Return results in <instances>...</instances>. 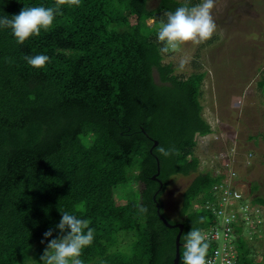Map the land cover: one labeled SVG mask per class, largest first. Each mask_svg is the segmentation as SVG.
Returning <instances> with one entry per match:
<instances>
[{
  "label": "trees",
  "instance_id": "obj_1",
  "mask_svg": "<svg viewBox=\"0 0 264 264\" xmlns=\"http://www.w3.org/2000/svg\"><path fill=\"white\" fill-rule=\"evenodd\" d=\"M148 1L0 0V15L9 18L23 7L61 9L47 31L23 44L0 30V264H39L42 234L65 210L94 229L83 264H173L178 228L163 223L153 194L164 216L161 195L174 175L195 174L178 218L167 219L183 224L178 264L186 233L215 221L210 204L222 174L198 169L193 153L197 137L212 132L200 100L205 73L174 74L156 40L163 13L199 0H158L152 8ZM40 53L50 58L42 69L23 60ZM160 147L175 152L164 157ZM157 162L161 187L151 179ZM133 182L139 187L129 199L125 186ZM251 203L264 208V196ZM243 224H236L235 263L264 264ZM121 232L130 237L127 252L109 251ZM215 245L209 242L207 254Z\"/></svg>",
  "mask_w": 264,
  "mask_h": 264
},
{
  "label": "rangeland",
  "instance_id": "obj_2",
  "mask_svg": "<svg viewBox=\"0 0 264 264\" xmlns=\"http://www.w3.org/2000/svg\"><path fill=\"white\" fill-rule=\"evenodd\" d=\"M157 2L149 0L148 7ZM211 14L217 25L212 37L201 44L185 42L170 49L163 62L172 63L173 73L184 78L194 72L205 73L200 100L202 115L212 132L197 137L193 153L200 159L198 169L224 173L230 178L229 184L242 199L232 201L235 210H242L241 202L252 205L249 213L242 212L241 219L244 236L253 244L258 258L264 253V208L256 210L257 205L251 201L254 196H264V142L260 136L264 131V88L258 86L264 74V0H214ZM154 76L158 78L156 71ZM194 175H174L169 179L161 195L167 219L178 218L182 195ZM137 186L134 182L125 186L129 199ZM120 193L118 189L113 193L119 203L123 201ZM204 230L206 227L201 229ZM253 231H258L255 236ZM129 238L119 233L109 251L127 252ZM229 239L234 244L235 237ZM217 243L221 247L223 240ZM220 257L216 264H223Z\"/></svg>",
  "mask_w": 264,
  "mask_h": 264
},
{
  "label": "clouds",
  "instance_id": "obj_3",
  "mask_svg": "<svg viewBox=\"0 0 264 264\" xmlns=\"http://www.w3.org/2000/svg\"><path fill=\"white\" fill-rule=\"evenodd\" d=\"M64 0H60L63 3ZM78 5L79 0H69ZM214 0H199V3L177 7L174 11L163 13L165 19L160 21L156 40L162 42L161 52L175 50L185 42L201 44L208 41L215 32L217 25L212 17L211 9ZM60 7H44L42 5L23 7L17 14L0 15V30L9 29L17 44H23L29 37L38 36L41 31H47L53 24L54 17L60 14ZM23 60L33 69H42L50 58L40 53L24 55ZM172 147L159 148L164 157L174 154ZM138 212L147 211L138 206ZM60 219L54 229L49 228L42 235L47 245L40 256L39 264H83L82 250L91 245L94 239V229L90 220L82 218L67 210L59 212ZM200 220H203L201 217ZM57 235L53 237V231ZM49 237H53L48 239ZM183 264H207L206 255L209 242L198 228H192L184 238Z\"/></svg>",
  "mask_w": 264,
  "mask_h": 264
},
{
  "label": "built area",
  "instance_id": "obj_4",
  "mask_svg": "<svg viewBox=\"0 0 264 264\" xmlns=\"http://www.w3.org/2000/svg\"><path fill=\"white\" fill-rule=\"evenodd\" d=\"M232 177H234V174ZM229 183L230 178L228 179V176L222 173L221 179L213 186L217 203L213 201L210 205L213 209L215 221L211 223V225L206 228V230L201 231L202 234L205 235V238L208 240V242L216 243L211 252L206 255L207 264H216L218 261V256H221L220 259L223 261V264H236L234 261L235 252L233 250V243L229 237H235V233H237L236 224L243 223L244 221L241 219L242 212L249 213L251 207L249 208L250 203L244 204V202H241L242 210H235L232 207L233 202L242 199L241 195L237 193V191L233 189ZM220 229L221 231H219ZM220 239L223 240L221 247H219L217 243Z\"/></svg>",
  "mask_w": 264,
  "mask_h": 264
},
{
  "label": "water",
  "instance_id": "obj_5",
  "mask_svg": "<svg viewBox=\"0 0 264 264\" xmlns=\"http://www.w3.org/2000/svg\"><path fill=\"white\" fill-rule=\"evenodd\" d=\"M157 141L154 140L153 142V145H157ZM159 173V166H158V162H157V170H156V173H154L152 176H151V179H158L156 178L157 175ZM159 183H160V180L158 179ZM160 187H161V183H160ZM157 193V191H156ZM156 193L153 194V200L155 201L156 203V212L158 214V216L161 218V220L163 221V223L168 226V227H177L178 228V232L176 233L175 235V240H174V243H175V251H174V257H173V264H178V259H179V253H180V247L182 245V242L180 241V237H181V233L183 231V224L181 222H176V223H170L166 217H164L161 213H160V205L159 203L156 201Z\"/></svg>",
  "mask_w": 264,
  "mask_h": 264
}]
</instances>
